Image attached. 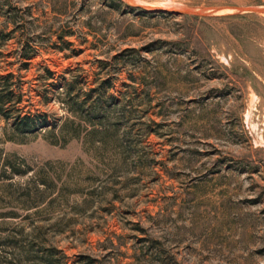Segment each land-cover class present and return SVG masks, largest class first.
<instances>
[{
  "label": "rangeland",
  "instance_id": "374dc122",
  "mask_svg": "<svg viewBox=\"0 0 264 264\" xmlns=\"http://www.w3.org/2000/svg\"><path fill=\"white\" fill-rule=\"evenodd\" d=\"M121 1L0 0V264H264V11L154 8L264 0Z\"/></svg>",
  "mask_w": 264,
  "mask_h": 264
},
{
  "label": "trees",
  "instance_id": "16d2710c",
  "mask_svg": "<svg viewBox=\"0 0 264 264\" xmlns=\"http://www.w3.org/2000/svg\"><path fill=\"white\" fill-rule=\"evenodd\" d=\"M111 1V6L116 7L117 5H121L122 1L121 0H110ZM0 6L3 7V2H0ZM4 11V10H2ZM4 15H7V21L0 25V54H3L2 45L4 43V40L11 37V33L14 31L15 26L13 27H8L9 22L15 21L12 18H10V15L6 14L5 12H2ZM15 23V22H14ZM32 37L28 36L27 38H24V40L21 42V48L19 50V56L21 61L20 63L25 66L27 64V58L31 57L34 55L37 50L38 46L36 44H33L30 42V39ZM16 49H18L16 47ZM12 52H8L5 54V56L10 55ZM24 59V60H23ZM15 60H7L6 64L10 65L14 62ZM2 67V66H1ZM7 67L4 68V70ZM0 70V114L3 115L5 118L8 119L9 116H13L14 120L12 123L7 122L6 125L4 126L5 130L8 129L11 132L14 133H27L30 131H35L38 130L41 127L47 126L48 122L46 119V116H42L41 113H30V112H23L22 113V108L24 107L25 104L22 103L23 100V94L24 91L22 89V86L20 84V78L19 75H15V72L11 69L7 70ZM99 85L89 87L88 90L96 89L98 88ZM72 88V87H71ZM70 88V89H71ZM71 92V90H69ZM77 100H72L70 104V111L73 114H79L78 116L81 115V104H76ZM15 110V114H11V111ZM79 125H81L80 122H78V128ZM86 128V126H85ZM91 129V128H89ZM79 131L75 130L74 132L71 133V135H77ZM10 139L13 138L12 135L8 136Z\"/></svg>",
  "mask_w": 264,
  "mask_h": 264
},
{
  "label": "water",
  "instance_id": "95a60500",
  "mask_svg": "<svg viewBox=\"0 0 264 264\" xmlns=\"http://www.w3.org/2000/svg\"><path fill=\"white\" fill-rule=\"evenodd\" d=\"M174 8H171L169 6H158L154 7L155 9L158 10H163V11H173V12H179L181 11L180 9L182 8L184 11L191 12V13H200V14H208L211 12H215L218 10H222L224 8H229V9H235L236 11L240 10H247V11H264V5H251V6H240V5H229V6H218V5H182V4H173ZM175 5H180V6H175ZM181 7V8H178Z\"/></svg>",
  "mask_w": 264,
  "mask_h": 264
}]
</instances>
